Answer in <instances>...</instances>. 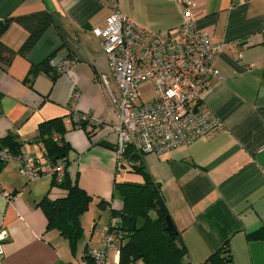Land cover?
Wrapping results in <instances>:
<instances>
[{
  "label": "crops",
  "instance_id": "crops-1",
  "mask_svg": "<svg viewBox=\"0 0 264 264\" xmlns=\"http://www.w3.org/2000/svg\"><path fill=\"white\" fill-rule=\"evenodd\" d=\"M194 1L196 27L208 31L212 42L226 43L214 62L220 77H212L202 93L222 126L161 154L139 153L140 161L161 185L169 217L186 249V264L203 263L223 245L232 264H264V235L249 237L264 232V0ZM117 3L122 14L152 32L171 30L182 20L177 0ZM42 11L50 14L51 23L36 44L25 55H14L8 65L0 62V138L16 134L24 143L21 150L39 158L46 172L50 166L42 144L33 141L37 125L63 117V139L71 146L68 178L107 213V205L102 208L98 202L104 200L115 209L114 181L135 182L130 178L135 176L142 182L140 174L118 163L112 130L115 109L99 79L106 75L115 90L108 58L92 32L104 26L111 9L105 0H0V19ZM27 36L28 31L13 21L0 40L17 50ZM67 56L76 63L56 74L55 64ZM46 59L50 71L25 81L31 65ZM72 109L105 118L107 124L78 128L70 119ZM66 193L53 187L49 175L27 182L18 162L3 164L0 229L7 236L0 242V264H68L82 257L89 242L77 241L72 251L57 230L46 229L38 205L44 197L53 200ZM107 218V224L115 220L110 210ZM80 220L86 223L85 216Z\"/></svg>",
  "mask_w": 264,
  "mask_h": 264
},
{
  "label": "built area",
  "instance_id": "built-area-1",
  "mask_svg": "<svg viewBox=\"0 0 264 264\" xmlns=\"http://www.w3.org/2000/svg\"><path fill=\"white\" fill-rule=\"evenodd\" d=\"M105 1L111 11L104 26L92 32L100 39L114 82L115 90L106 75L99 77L115 109L114 153L120 166L132 165L124 156L129 148L142 154H161L218 130L222 123L203 102L202 93L217 76L214 62L226 43L212 42L208 31L196 27L192 17L195 1L177 0L181 23L157 32L138 26L122 14L117 0ZM75 63V57H64L54 66L56 74L65 73ZM76 97L74 93L72 100ZM70 119L78 128L83 123L107 124L105 118L76 109H72ZM11 161L20 164V173L27 182L49 175L57 185L65 173L63 163L53 165L47 161L50 168L45 172L41 162L27 152L0 150V162ZM6 236V230L0 229V242ZM125 240L126 231L119 220L110 222L102 229L100 245L88 243L82 257L68 264H122Z\"/></svg>",
  "mask_w": 264,
  "mask_h": 264
},
{
  "label": "trees",
  "instance_id": "trees-1",
  "mask_svg": "<svg viewBox=\"0 0 264 264\" xmlns=\"http://www.w3.org/2000/svg\"><path fill=\"white\" fill-rule=\"evenodd\" d=\"M17 22L28 31V36L17 49H11L0 40V62L8 65L16 54L25 55L39 40L51 23L48 12H36L17 17L8 16L0 19V37L11 22ZM40 71L49 72L48 59L31 65L25 81L31 83L32 78ZM87 123L81 124L86 128ZM34 142L41 143L43 154L47 161L56 165L63 163L65 173L57 186L67 191L66 195L56 199L42 198L38 205L46 217V229L57 230L64 236L72 251L76 249L77 241L83 235L80 216L87 209L92 196L76 182L68 178L67 155L70 144L63 139L65 126L63 117H53L41 121L37 125ZM89 133V132H88ZM24 143L16 134L8 133L0 138V150L8 149L17 154L22 152ZM115 148V147H114ZM125 158L132 162L127 166L132 172L142 176V182L114 181L112 197L119 196L122 201L120 209H110V215L119 220L126 231V240L121 248L122 264H186V249L176 228L172 232L165 230L168 210L161 191V185L152 177L140 161L139 153L127 149ZM39 160V158L35 157ZM40 161V160H39ZM5 164V163H4ZM3 164L0 162V168ZM52 184L55 185L52 179ZM100 207L108 206V202L100 200ZM104 205V206H101ZM171 220V219H170ZM264 232L259 230L249 234L251 238H262ZM139 262V263H137ZM201 264H232L231 253L226 245L208 256Z\"/></svg>",
  "mask_w": 264,
  "mask_h": 264
},
{
  "label": "rangeland",
  "instance_id": "rangeland-1",
  "mask_svg": "<svg viewBox=\"0 0 264 264\" xmlns=\"http://www.w3.org/2000/svg\"><path fill=\"white\" fill-rule=\"evenodd\" d=\"M124 171H126V170H124ZM130 178H131V180H134L135 182H137L136 181L137 178H135V176L130 177ZM140 179H141V177H140ZM53 187L56 188L58 186L56 184L55 185L53 184ZM97 206L98 205L96 204V202H93V197H92V199L88 203L87 209L81 215V216L86 217V223L81 221V224L83 227V235L78 240L79 243L83 239H86V242H89L92 245H95V246L100 245V241L102 238V229H103L104 225L107 224V220H108L107 213L109 214L110 207H109V205L107 206V210H106L107 213H105L106 207L103 209H99ZM121 206H122L121 198L119 196H114L113 197V207L115 209H120ZM93 227H94V229H93ZM91 229H93V233H91ZM90 236H91V238H90ZM89 238H90V240H89ZM137 263H139V262H137Z\"/></svg>",
  "mask_w": 264,
  "mask_h": 264
},
{
  "label": "water",
  "instance_id": "water-1",
  "mask_svg": "<svg viewBox=\"0 0 264 264\" xmlns=\"http://www.w3.org/2000/svg\"><path fill=\"white\" fill-rule=\"evenodd\" d=\"M175 229L173 223L171 222V220L167 217L166 218V227L165 230L168 232H172Z\"/></svg>",
  "mask_w": 264,
  "mask_h": 264
}]
</instances>
